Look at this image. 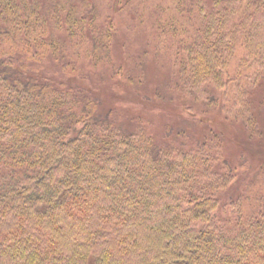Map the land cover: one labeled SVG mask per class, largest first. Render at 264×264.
Returning <instances> with one entry per match:
<instances>
[{
  "label": "trees",
  "instance_id": "16d2710c",
  "mask_svg": "<svg viewBox=\"0 0 264 264\" xmlns=\"http://www.w3.org/2000/svg\"><path fill=\"white\" fill-rule=\"evenodd\" d=\"M117 41L185 122L156 136L74 80L127 71ZM254 87L264 108V0H0V264H264V160L189 112L224 102L255 142Z\"/></svg>",
  "mask_w": 264,
  "mask_h": 264
},
{
  "label": "rangeland",
  "instance_id": "374dc122",
  "mask_svg": "<svg viewBox=\"0 0 264 264\" xmlns=\"http://www.w3.org/2000/svg\"><path fill=\"white\" fill-rule=\"evenodd\" d=\"M122 46L119 41L115 43L114 60L115 65L119 68L123 66L128 69L125 71L123 68L124 73L120 69L123 74L109 71L108 76H106V73L94 75L95 71L92 70V74L90 70L74 74V80L88 88H95L93 90L94 94L105 105L112 106L123 114L124 118L128 120L140 117L145 119L151 124L150 127L156 136L163 133L164 124L167 122L174 123L175 126L181 125V121L185 122L188 119L187 113L180 106L179 101L171 100L168 97L163 88L162 84L167 82L169 77L166 67L160 64L157 65L156 57L152 53L142 55V51H135V55L129 57L126 49L124 50ZM131 49L134 50V47H131ZM140 70L143 71V74L140 73ZM84 76L86 77L84 78ZM140 78L141 81L137 84V79ZM254 88L251 89L248 104L252 105L260 130L256 132L255 138H257V141L255 140V142L252 141L253 139L251 141L247 140L249 138H247L246 131L240 123V118L238 120L233 116H225L227 113L221 110L220 107L224 102H220L219 105H216L217 107L208 111H201L202 107L198 108L195 105V108H191L189 111L191 113L195 111V114L197 113L199 117H208L209 119L206 122L216 126L222 133L225 143L224 153L231 161L238 163L246 157L252 158L251 163L248 165L249 169H255L258 166L257 162L264 160V108L260 104L261 96H259V92L262 94V91ZM230 98L231 95L229 94L227 99ZM186 125L189 126V124ZM261 131L262 134H260ZM244 133L245 135H243ZM242 173L240 175L241 182L243 176L249 175L251 177L253 171L248 175H245V171H242Z\"/></svg>",
  "mask_w": 264,
  "mask_h": 264
}]
</instances>
